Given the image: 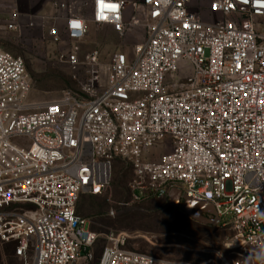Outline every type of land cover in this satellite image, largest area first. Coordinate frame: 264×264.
I'll use <instances>...</instances> for the list:
<instances>
[{
    "label": "built area",
    "instance_id": "1",
    "mask_svg": "<svg viewBox=\"0 0 264 264\" xmlns=\"http://www.w3.org/2000/svg\"><path fill=\"white\" fill-rule=\"evenodd\" d=\"M49 1L48 36L68 45L60 58L72 68L88 23L146 35L113 55L103 88L93 51L85 99L64 93L38 111L23 61L0 48V243L20 264H88L98 236L76 205L107 190L120 160L136 199L177 189L212 206L235 258L197 264H264V0H86L89 20L71 7L85 0ZM5 28H21L18 11ZM157 147L170 152L151 160ZM129 240L107 236L97 264H193L129 250Z\"/></svg>",
    "mask_w": 264,
    "mask_h": 264
},
{
    "label": "rangeland",
    "instance_id": "2",
    "mask_svg": "<svg viewBox=\"0 0 264 264\" xmlns=\"http://www.w3.org/2000/svg\"><path fill=\"white\" fill-rule=\"evenodd\" d=\"M71 7L76 15L89 20L86 0L78 1ZM14 10L19 13L21 28L9 31L5 24ZM49 10L52 13L49 0H0V48L23 61L32 83L28 102L37 105L32 111H38L42 105L64 93L85 99L87 93L83 89L87 88L90 79L85 60L93 51L98 53L94 90H100L105 85L107 68L113 55L130 53L133 46L146 35L142 27L132 28L124 36H119L110 27L88 23L87 34L79 44L78 65L72 68L60 58L68 45L60 41L55 43L48 36V28L53 25L49 20L51 13L46 14ZM191 10H202L198 1L192 4ZM125 15L130 19V8ZM201 16L208 19L204 14ZM136 17L141 19L138 12ZM29 21L32 27L26 26ZM58 34L63 39L60 30ZM167 152H170V148L165 152L161 147L153 148L150 159L157 160ZM132 182L131 167L116 160L107 190L98 198H79L77 213L88 220L86 229L98 236L90 250L88 264H97L103 248L108 246L107 236L118 234L131 238L126 244L127 249L159 259L197 264L209 259L214 261L216 256L235 258L232 252L224 248L225 241L230 237L227 227H222L220 223L211 226L190 220L178 207L171 205L168 197L143 199L137 196L136 199ZM88 201L93 203L89 206ZM111 211L113 217L109 216ZM204 216L212 219L211 216ZM0 264H20L14 257L12 245L0 243Z\"/></svg>",
    "mask_w": 264,
    "mask_h": 264
},
{
    "label": "water",
    "instance_id": "3",
    "mask_svg": "<svg viewBox=\"0 0 264 264\" xmlns=\"http://www.w3.org/2000/svg\"><path fill=\"white\" fill-rule=\"evenodd\" d=\"M167 197L171 200V205L173 207H178L190 220L211 226H217L219 224L214 209L209 203L192 201L184 195H181V192L177 189H171ZM204 214L211 216L212 219L206 218Z\"/></svg>",
    "mask_w": 264,
    "mask_h": 264
},
{
    "label": "trees",
    "instance_id": "4",
    "mask_svg": "<svg viewBox=\"0 0 264 264\" xmlns=\"http://www.w3.org/2000/svg\"><path fill=\"white\" fill-rule=\"evenodd\" d=\"M116 162V161H115ZM101 196V195H100ZM100 196H90V195H81L79 198L81 197H88V198H98ZM89 204V206L91 205V203H93L92 201H88L87 202ZM76 214L79 216V214L77 213V205H76V209H75ZM89 215V213H87ZM91 216V215H90ZM81 217V216H80ZM192 222V221H191ZM194 223V222H193ZM101 254V253H100ZM100 257V256H99ZM98 263V262H97Z\"/></svg>",
    "mask_w": 264,
    "mask_h": 264
},
{
    "label": "crops",
    "instance_id": "5",
    "mask_svg": "<svg viewBox=\"0 0 264 264\" xmlns=\"http://www.w3.org/2000/svg\"><path fill=\"white\" fill-rule=\"evenodd\" d=\"M48 12H49V13H48ZM88 12H89V11H88ZM50 13H51V12H50V10H49V11H46V14H48V15H49ZM20 22H21V20H20Z\"/></svg>",
    "mask_w": 264,
    "mask_h": 264
},
{
    "label": "snow or ice",
    "instance_id": "6",
    "mask_svg": "<svg viewBox=\"0 0 264 264\" xmlns=\"http://www.w3.org/2000/svg\"><path fill=\"white\" fill-rule=\"evenodd\" d=\"M79 25L78 24H74V27H78Z\"/></svg>",
    "mask_w": 264,
    "mask_h": 264
}]
</instances>
